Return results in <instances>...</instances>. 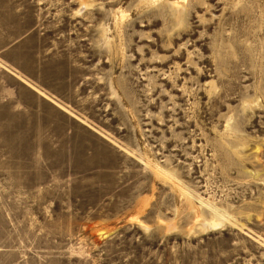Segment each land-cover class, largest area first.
Listing matches in <instances>:
<instances>
[{
	"label": "rangeland",
	"instance_id": "rangeland-1",
	"mask_svg": "<svg viewBox=\"0 0 264 264\" xmlns=\"http://www.w3.org/2000/svg\"><path fill=\"white\" fill-rule=\"evenodd\" d=\"M0 264H264V0H0Z\"/></svg>",
	"mask_w": 264,
	"mask_h": 264
}]
</instances>
